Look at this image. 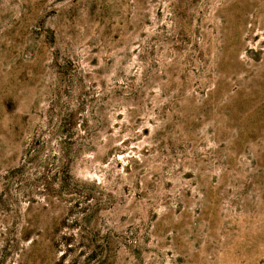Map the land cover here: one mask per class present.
<instances>
[{"label": "rangeland", "instance_id": "374dc122", "mask_svg": "<svg viewBox=\"0 0 264 264\" xmlns=\"http://www.w3.org/2000/svg\"><path fill=\"white\" fill-rule=\"evenodd\" d=\"M0 264H264V0H0Z\"/></svg>", "mask_w": 264, "mask_h": 264}]
</instances>
